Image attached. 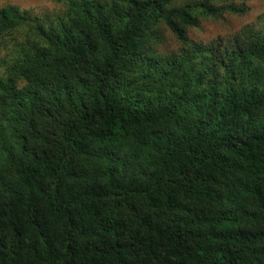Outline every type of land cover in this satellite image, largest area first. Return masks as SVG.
I'll return each mask as SVG.
<instances>
[{
  "label": "trees",
  "instance_id": "trees-1",
  "mask_svg": "<svg viewBox=\"0 0 264 264\" xmlns=\"http://www.w3.org/2000/svg\"><path fill=\"white\" fill-rule=\"evenodd\" d=\"M57 1L0 7V264H264V30L188 36L245 0Z\"/></svg>",
  "mask_w": 264,
  "mask_h": 264
},
{
  "label": "rangeland",
  "instance_id": "rangeland-1",
  "mask_svg": "<svg viewBox=\"0 0 264 264\" xmlns=\"http://www.w3.org/2000/svg\"><path fill=\"white\" fill-rule=\"evenodd\" d=\"M248 11L242 15L224 13L220 19H202L197 28H189L188 36L194 41L210 43L226 39L236 33L246 30H264V0H245L243 2ZM16 5L20 9H30L40 16L60 12L64 9L62 3L57 0H0V7ZM23 28H21V31ZM21 33L19 36L22 37ZM164 42L159 50L167 53L175 51L179 44L172 35L164 30Z\"/></svg>",
  "mask_w": 264,
  "mask_h": 264
}]
</instances>
